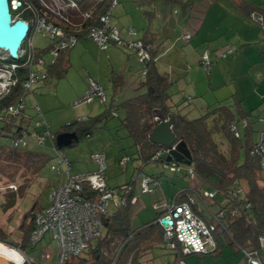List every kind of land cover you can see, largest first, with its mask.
Returning a JSON list of instances; mask_svg holds the SVG:
<instances>
[{
  "label": "trees",
  "instance_id": "obj_1",
  "mask_svg": "<svg viewBox=\"0 0 264 264\" xmlns=\"http://www.w3.org/2000/svg\"><path fill=\"white\" fill-rule=\"evenodd\" d=\"M8 1L10 3V0ZM137 1L144 7L143 12L151 22L154 17V12L145 7L150 6L154 0ZM168 1L180 4L182 7L186 4L185 0ZM63 2H66L67 5L73 2L78 7L79 13L81 14V18L78 21H71L69 19L66 21L64 17L59 19L55 18L54 13L40 4L39 0H20V5L17 9L10 7V13L13 18H22L30 24L34 23L38 16L45 15L48 21H53L62 28L65 36L73 34L79 39L84 36L88 37L87 33L89 28L99 24L101 14L110 8L113 0H97L94 4L90 0H63ZM116 2L117 5L118 0ZM240 7L247 16L251 12L256 11L261 13L264 18V13L258 7L247 5L245 2H241ZM84 13H88V16L83 18L82 14ZM127 29L125 30L126 35ZM31 31L32 27L30 33ZM150 33V28H147L139 37L132 35L130 39L141 40L150 51L149 44L151 39L148 36ZM127 37L123 38L126 39ZM53 45V43H50L49 46H51V49ZM22 48L24 51L16 59L11 58L8 54L3 57L0 56V67H7L12 64L16 65L12 71L13 78L16 81L14 85L10 86L6 94L0 96V112L9 105L17 102L25 93L33 92V86L30 91L24 90L23 88V81L29 72H35L39 76L35 83L39 80L47 79L50 75L55 74L58 77L61 76L68 67L67 50L72 47L60 49L49 64L44 62L43 65H38L37 63V57L40 56L39 53L41 50L34 48V56L31 55V49L26 46V41L23 43ZM122 48L128 49L129 47ZM132 50L134 51V49ZM231 52L232 50L229 53ZM227 54L226 52L221 57H226ZM151 57L152 60L143 62L144 68L142 71H145L144 74L142 73V75H145L143 85L146 88L144 92L127 98L120 103H112L104 111L95 116L77 117L75 120L67 123L61 131H75L77 133L79 139L70 145L73 146L81 138L89 136L104 119L114 115L117 106H121L124 111L121 124L133 141L135 148L134 154L141 162L138 170L142 171L143 166L150 163L163 164L167 154L157 156V152L167 148L161 144L152 142L150 134L160 121L173 117L172 132L176 136L177 141L183 140L186 142L191 152V163L186 168L189 167L192 169L194 177L198 182L197 186L216 190V195L213 198V204L217 205L216 210H210L209 206L212 205L207 204L208 211L202 212L198 209L196 202L191 204L192 210L196 215L206 223L214 224L215 230L213 231V238L215 248L210 252H218L222 246V239H224L226 245L234 246L238 251H242L243 253L251 252L253 255L260 257L264 264V258L262 257L259 244V236L264 231V181L261 176L263 168L261 167V157L255 150L258 140H254V131L249 126L250 123L248 121L244 125L242 122L252 115V110H242L240 101L235 100L233 103L234 109L230 105L219 104L202 115L188 118L182 112L178 103L177 105H171L168 102L170 81L168 79L169 82H167L165 73L158 71L155 64L156 57L152 53ZM211 65L212 63L210 64V68ZM112 77L115 80H122L123 73H114ZM115 82L120 86L119 81ZM42 117V114L35 113L33 115L24 111L20 116H15L11 119L10 124L7 125V130L10 125H16L19 129L25 128L26 131L32 132L35 122L39 121L41 122L40 125L35 127L37 132L40 133L48 129L51 134L49 124ZM79 118L82 119L80 120ZM260 121H263V118ZM23 122L26 125L28 124V126H23L21 124ZM232 125H235L238 129L239 136H235L231 129ZM32 145L36 146L34 143ZM52 145L56 146L58 152H64L65 150L64 147H58L53 138H51V147ZM0 151H5L12 157L20 158L23 162L27 161L26 170L34 172L35 175L31 180H35L39 176V170L42 164L50 159L44 152L26 146L13 149L9 146L0 145ZM123 157H128L125 165L120 164V160ZM131 159V155L123 154L119 159V164L125 167ZM53 163H50V167ZM58 175H63V173H59ZM148 175L158 180L157 175ZM185 175L187 177L189 176L187 172ZM29 179L25 178V182L20 184L18 189L16 187V189L8 188L6 190L0 204L3 211H7L15 205L17 196L20 197L25 188L31 184ZM63 179L64 175L61 182ZM129 183L133 186L126 196L128 201L124 205L112 208L113 210H110L109 213L101 217L103 232L100 237L94 239L96 240V244L92 245L89 243L88 248L76 256L67 257L62 264H123L125 254L136 244L148 241L154 236L166 241L162 226L158 220L142 224L136 229H131L130 208L132 204L129 200L134 196L136 182L129 181L127 184ZM58 184L52 185L51 188ZM108 187L110 186L108 185ZM195 191H198L196 187H187L186 189L180 190L174 197V205H180L181 202L188 201L190 197H194L196 200V197L199 196L197 193H194ZM80 194L87 199L94 200L97 192L84 184L82 185ZM46 206L39 205L35 201L31 208L22 215L18 224L17 228L20 230L21 235L12 239L6 232L0 229V241L18 247L26 253L27 249L32 248L40 242L44 236L38 242H30V237L36 228L35 215ZM219 211H223L222 217L216 216ZM113 237H120L121 242L112 258L108 259L103 253L102 248L109 238ZM173 254L174 259L171 264H174L177 258L182 257L179 250H173ZM244 258L246 261V256ZM134 263L139 264V260L134 261Z\"/></svg>",
  "mask_w": 264,
  "mask_h": 264
},
{
  "label": "rangeland",
  "instance_id": "obj_2",
  "mask_svg": "<svg viewBox=\"0 0 264 264\" xmlns=\"http://www.w3.org/2000/svg\"><path fill=\"white\" fill-rule=\"evenodd\" d=\"M96 1L97 0H90L93 4L96 3ZM163 1L164 0H156L155 2L154 0L153 4L145 7L154 12V6L156 5L158 11L161 12L163 16L172 15L170 21L163 20V23L160 22V29H158L157 25V13H154V17L150 22L143 12L144 7H142L137 0H118V4L112 8L109 16V23L111 26L117 27L123 37L126 28L133 27L137 34V31L143 33V31L150 28V26H155L154 29L157 30V35L160 36L162 40L171 37L178 48H183L186 52H190L189 55H186L187 57L183 56V63L185 66L190 64L189 62L192 56L196 55L192 50L193 44L198 47L200 51L203 48H208L210 50V55H213L212 52L214 50L210 45L215 47L216 44L214 45V42L218 39L215 41L212 39L216 37L218 30L215 31L216 29H213L209 31L205 29L208 27L207 22L210 20L209 18L206 19V8L215 9L214 6L211 5L213 1L191 0L195 2L196 5L192 7L188 5L185 8L177 3H166ZM44 2L48 5L49 9L57 12V14H55L57 19L64 17L71 21H78V19L81 18L78 8L74 10L71 5H67L63 0H44ZM165 3L167 6L166 9L164 8ZM195 21L196 25H194ZM219 21L221 23L223 22L222 20ZM250 23L253 24V22ZM217 26L215 28H217ZM224 31L225 29H222V32ZM185 32L192 35L191 40L187 41L181 39V34ZM211 32L214 34H211ZM196 33L200 34L203 43L198 40ZM33 35L34 47L41 50L39 55L46 61V64H49L54 58L50 50L51 46H49L50 43H53V40L44 36L42 32L35 31ZM202 38L210 40L205 41ZM227 47H229V45L222 48L216 46V48L219 49L215 50V53L219 55L222 52H227ZM73 48H81L83 53L76 51L70 55L68 67L61 76L58 77L55 74L50 75L47 79L39 80L35 83L33 85L35 89L34 98L30 93H26L23 96V102L25 106L28 107L30 114L35 112L33 105L36 103L39 105L42 111V119L48 122L50 131L52 132L51 137H46L44 144H36V146H33L34 150L42 151L50 157L48 161L42 164L39 170V176L35 180H31L35 175L34 172L26 170L27 161L23 162L20 158L12 157L7 152L0 151V204L3 198L2 196H4L9 185L14 184L18 189V186L25 182V178H30L29 182L31 181V184L25 188L23 194L20 197L17 196L16 203L12 208L3 211L0 205V229L6 232L12 239L21 235L17 227L22 215L31 208L35 201L39 205L46 206L49 202L51 186L56 184L59 180L60 176L50 168V163L55 162V152L51 149V138L55 139L56 135L62 132L61 130L64 129V126L77 117L95 116L109 107L111 100L115 103H120L122 100L146 90V88H139L136 92L123 95V97L115 92L113 95L115 87L112 88L109 83V73H122L124 68H130V71L136 76L133 77L131 83L133 80L137 83L144 78L141 72L142 68H144V63L138 62L136 56L134 54H129L126 48L110 44L108 49L101 51L95 42L86 36L80 37L75 46L68 49L67 52ZM109 49H112V53L115 52L114 49H116L120 54L113 55L111 53L112 55H110ZM172 53L174 54V52ZM237 53L240 58L228 71L223 65L227 64L232 56ZM178 55L177 57H179ZM0 56H6V52L0 50ZM122 57L123 60L121 61L120 59ZM172 60L173 59L169 61L170 64H172ZM215 60H218L219 64L214 70V74L219 71L222 77L227 76L229 73L231 76L235 74L236 80L239 78L244 79V81L240 83L242 92L245 87L248 89V87L251 88L253 86L254 79L264 80V77L259 76V73H264V40L262 39H259L252 46H237L233 53L227 54L226 58H219L217 56ZM162 62L164 61L160 60L158 63ZM251 62L257 63L253 69L250 64ZM215 65H217V62L212 63V68H214ZM257 65L262 67L259 68ZM127 73L128 70L126 71V74ZM210 74L213 75V70ZM88 76L94 78L98 77V79H100L103 84L102 86L106 90V101L102 103L101 101H94L92 103L78 102L87 90ZM126 79L129 80L127 77ZM188 85L185 79L177 80L168 89V93L170 94V102H177L182 112L188 118H192L199 116L197 111L200 107L197 99L196 101L193 100L191 103H187L184 99L189 93ZM82 89L84 91H81ZM249 94L252 98L257 96V94ZM261 104L262 105L256 108V110L254 109L255 114H257V112L259 113V111H264V102ZM116 113L117 115L108 116L104 119L89 136L81 138L77 144L64 147V152L72 162L70 169L71 174L85 171L87 168H94L95 165L90 159V153L93 151L104 152L107 164L105 170L108 178L107 184H115L118 186L115 189H121L126 182L128 183L131 181L130 177H132V172L134 173L133 176L138 175L136 174V167L139 166L141 162L134 154L135 148L132 139L128 136L125 128L121 124V120L124 117V111L121 106L116 107ZM33 115H35V113ZM15 121H17V119H15ZM253 136L254 138L257 137V131H254ZM0 145L9 146V139L0 138ZM123 154L132 156V159L127 163L126 167L119 164V159ZM142 170L146 173L149 172L159 175V185L153 188V190L159 194L158 200L155 202L156 204L158 202L159 207L167 202L169 203L175 193L179 189H183L181 187H186L188 182H192L191 186L198 184L195 178L191 179L192 181L188 180V177L185 175L186 165L184 164L181 165V170L177 172L163 169L160 163L148 164L143 166ZM261 174L264 178V170H262ZM136 177L134 194L137 197V201L132 204L130 208L131 229H136L145 222L152 220L157 211L156 208L153 207V194L141 193L138 185L141 176ZM205 202L206 204L212 205L209 206L210 210L217 209V205L213 204V199H205ZM199 203L198 207L206 208L201 201ZM111 210L113 209L111 208ZM120 242V237L109 238L102 248L106 258H112ZM90 243L94 245L96 244V240L93 239ZM59 251L60 248L56 242L51 239V232L47 231L44 233L40 242L26 250V254L32 256L35 261L41 264H56ZM172 252L167 241L154 236L152 239L136 244L134 247L130 248L123 258V264H135L134 261L137 260H139V264H171L173 261ZM43 253H49V259L42 258L41 255ZM185 261L187 264H247L243 252L238 251L234 246L226 245L224 239H222V246L218 252H210L207 254L193 253L187 256Z\"/></svg>",
  "mask_w": 264,
  "mask_h": 264
},
{
  "label": "built area",
  "instance_id": "obj_3",
  "mask_svg": "<svg viewBox=\"0 0 264 264\" xmlns=\"http://www.w3.org/2000/svg\"><path fill=\"white\" fill-rule=\"evenodd\" d=\"M13 5L16 1L12 0ZM40 4L48 8L44 0H39ZM20 3V2H19ZM116 0H113L109 9L101 14L99 24L90 27L88 30V37L91 38L99 49L105 50L110 44L116 46L134 49L138 61L152 60L149 49L141 40H131L130 36L135 35L136 32L132 27L127 29L128 38L124 39L117 27L111 26L109 23V16L111 9L116 5ZM69 5L72 8L78 7L71 2ZM16 6V5H15ZM54 14V10L49 9ZM46 14V12H45ZM83 18L88 16V13L82 14ZM250 19L256 22L263 30L264 38V18L259 12H251ZM56 18V16H55ZM68 21L67 18H64ZM32 30L42 32L44 36L53 40V47L51 52L55 57L60 49H68L73 47L78 37L76 35L65 36L64 31L53 21H48L45 15L38 16L34 23L31 24ZM189 34L184 35L185 39L189 38ZM31 49V55L34 56V51ZM229 48L227 52H230ZM23 51L20 50L19 54ZM34 52V53H33ZM226 53H222L224 56ZM38 65L44 64V59L37 57ZM200 62L205 70L210 68L212 63L211 57L207 52H203L200 57ZM15 64L10 66L0 67V96L6 94L11 85H14L16 79L13 78V69ZM144 74L145 71L143 70ZM43 76V75H42ZM38 75L35 72H29L26 79L23 81L24 90L30 91L33 84L38 80ZM88 86L84 95L78 102H91L98 99L104 102L106 93L104 87L95 79L88 78ZM25 110L23 103V96L14 104L9 105L6 109L0 112V138L9 139V147L16 149L21 147H29L34 144H44L46 137H50L48 129L43 132H37L35 127L39 126L41 122L36 121L32 132H28L25 128H17L16 125H10L7 130V125L10 124L11 119L15 116H20ZM37 113L40 114L38 107ZM41 115V114H40ZM80 120L82 118H79ZM264 121V119H263ZM243 125L246 120H243ZM47 128V127H46ZM235 136H239V131L235 125L231 126ZM52 150L55 152V162L51 165V170L57 174L63 173L64 179L57 186L50 190L49 204L42 210L36 213L34 229L30 242H38L45 232H51V239H53L60 251L58 252V261L56 264H62L67 257L76 256L86 248H88L91 240L101 236L103 232L102 216L110 212L111 208H117L124 205L128 199L127 194L132 188V184H126L118 191V189L110 188L107 185V178L105 175L106 158L103 152H94L91 154L92 161L96 164V169L90 172L71 174L70 163L64 152H58L55 145H52ZM256 152L261 157V167L264 168V129L260 131L258 142L256 143ZM168 153V149L157 152V156ZM128 157H123L120 160L121 165H125ZM163 167L173 172L181 170V166L176 162L163 161ZM187 173L190 178H194L191 168H188ZM137 178L133 177L131 182H136ZM86 184L90 189L97 192L94 200L87 199L80 194L82 185ZM141 193H148L152 186L157 185V181L148 174L140 177L138 182ZM9 188L16 189L15 185H9ZM240 190V189H239ZM216 195L215 189L202 190L199 194L203 198H212ZM130 203L136 202V197L130 198ZM194 202L192 197L185 200L178 205L172 206L158 218L164 232L169 247L173 250H179L182 257L177 258L174 264H187L184 256L190 253H207L215 248V241L213 238L214 224L206 223L202 218L196 215L191 204ZM223 211L217 213V217H222ZM169 216L170 223L163 225L161 219ZM259 244L262 257L264 258V231L259 236ZM247 264H263L262 259L253 255L251 252H244ZM0 256L6 258L10 264H41L34 260L32 256L27 255L23 250L13 245L0 241ZM42 258L50 257L49 253L41 255Z\"/></svg>",
  "mask_w": 264,
  "mask_h": 264
},
{
  "label": "crops",
  "instance_id": "obj_4",
  "mask_svg": "<svg viewBox=\"0 0 264 264\" xmlns=\"http://www.w3.org/2000/svg\"><path fill=\"white\" fill-rule=\"evenodd\" d=\"M185 1H186V4L183 8H185L188 5H190V7L196 5L195 2H192L191 0H185ZM211 1H213V3L211 5L214 6L215 9H210L209 7L206 8V19L209 18L210 20L207 22L208 27H206L205 29H207L209 31H212L213 29H216L215 31L218 30L216 37L212 39L213 41L218 39L217 41L214 42V45L216 44L215 47L210 45V47H213V50H214L212 52L213 55H210V53H209L210 50L208 48H206V49L203 48L200 51V50H198L199 48L193 44L192 50L194 51V53H196V55L192 56V59L189 62L190 64H187V66H185L183 63V59H184L183 56L189 55L190 52H186L185 50H183V48H178V46L172 41L171 37L166 39V40H162V38L157 35V32H156L157 30L154 29L155 26H150L151 33L148 35L151 39V42L149 44V47L151 49L150 51H151L152 55L156 57L155 64L158 68V71L160 73H165L167 82L170 81L169 82L170 87L177 80L185 79L188 82V84H189L188 85L189 86L188 92L189 93L186 97H184V99L186 100L187 103H191V102H193V100L196 101V99H197V101L199 103V107H200V109H198V111H197L198 115H202L203 113L210 110L212 107L217 106L219 104H227V105H230L231 108L234 109L233 103L235 100L240 101L239 103H240V107L242 110H244V111L253 110L252 115L246 121H248L250 123L249 126L253 129V131H257V137L254 138V140L257 141L258 137H259V131L264 128V121H260L261 118L264 119V111L263 112L259 111V113L257 112V114H255L254 109L256 110V108L260 107L262 105L261 103L264 102V80L254 79L253 86L251 88L248 87V89H246V87H245L243 89V92H242L241 87H240V83L243 82L244 79L239 78L240 80L239 79L236 80L235 74H233L234 76H231V74H229V73L227 74V76L222 77V76H220L219 71L216 74H214V70L216 69V67L219 64V61L215 60L217 58V56L219 58H226L227 57V55H226V57H221L222 56L221 54L224 52L220 53L219 55L216 54L215 50L219 49V48H216V46H220L222 48V47L229 45V47H227V49L232 48L231 53H233L237 46L238 47L252 46L259 39L264 40V38L262 36L263 30L259 27V25L256 22L252 21L250 19L249 15L247 16L240 7L241 2L242 3L245 2L247 5H250L253 7H258L260 9V11H262L264 13V0H211ZM155 2H156V0H155ZM163 2L171 3L168 0H164ZM166 3L164 6L165 9L167 7ZM154 7H155L154 13H157V18H158L157 19L158 29H160V27H159L160 22L163 23V20L164 21L165 20L170 21V19L172 18V15L169 14L167 16H165V15L163 16L161 14V12L158 11V7L156 5ZM191 12H192V10H191ZM219 20H222L223 22L221 23ZM224 21H226V22H224ZM250 22H253V24H255V25L257 24L256 25L257 27L255 25L251 24ZM194 25H196V21H195ZM216 26H217V28H215ZM222 29H225V31L222 32ZM215 31H214V33H215ZM34 32H35L34 30L31 31V33L28 36L27 41H26V46H28L29 48H32V50L34 48H36V47H34L35 45H34V40H33ZM212 33L213 32H211V34ZM186 34L190 35V37L188 39L184 38V35H186ZM196 34H197L198 40L201 41V43H203L201 40L200 34L199 33H196ZM140 35H141V33H139L137 31V34L135 35V37H139ZM124 37H127V35L125 34ZM181 39H184L187 41L191 40L192 35L188 32H185V33L181 34ZM202 39H204V38H202ZM204 40L208 41L210 39H204ZM191 43H193V42H191ZM127 50L129 51V54H134L136 56V60L138 61V58H137L135 51H133L132 49H129V48ZM76 51L79 53H83L81 48H78V49L73 48L72 50L68 51V54H67L68 59H70V55ZM114 51L115 52L112 53V49H109L110 55L120 54L116 49H114ZM172 52H174V54ZM203 52H207L209 54V56L212 59V63L217 62V65H215L214 68H212V65H211V68L209 71L205 70L203 68L201 62H200V57H201V54ZM227 53H229V52H227ZM177 55L179 57H177ZM239 58H240V56L237 53V54L233 55L232 58L228 61V63L224 64L223 66L225 68H227V70L229 71V69L239 60ZM171 59H173L172 64H170V62H169ZM120 60L122 61L123 57ZM160 60H162L164 62L158 63ZM250 64H251V67L253 69V67L257 63L251 62ZM257 67L261 68L262 66L257 65ZM263 67H264V65H263ZM127 70H128V73L126 74ZM212 70H213V75L210 74ZM122 71H123L122 72L123 73V79L122 80H119V79L115 80L112 77V75H113L112 73L108 74L109 78L108 77L107 78L109 80L111 87L112 88L115 87L114 91H113V95L115 92L119 96L123 97V95H128L131 92H136L139 88H142V89L145 88V86L143 85V82L145 80V75H142L144 78L142 80H139L137 83L134 80H133L134 83L133 82L131 83V80L133 79V77H136V76L133 75V72L130 71V68H124V70H122ZM137 73H138V71H137ZM131 75H133V76H131ZM259 76L264 77V73L263 74L259 73ZM89 77L95 79L101 85H103L101 83L100 79H98L99 74H98L97 78H94L92 76H88V78ZM126 77L129 78V80H127ZM88 78H87V80H88ZM168 79H169V81H168ZM115 81H119L120 86H118ZM87 85H88V81H87ZM81 91H84V90L82 89ZM142 92H140V93H142ZM28 93H30V95L34 98L35 89L33 90V92H28ZM105 93H106V90H105ZM249 93H252V95L257 94V96L252 98ZM106 99H107V96H106ZM106 99H105V101H106ZM94 101L100 102L98 99H94L93 101L88 102V103H92ZM168 102L171 105H177V102L176 103L170 102V94H169ZM112 103L116 104L113 100H111L110 104H112ZM24 106H25V104H24ZM33 106H34V111H35V112H33V114L37 113L36 107H38L40 114H42V111H41V109L37 103ZM192 109H193V107H192ZM28 110H29L28 107L25 106L24 111H26V113L30 114ZM114 113H115L114 116L117 115L116 110L114 111ZM80 117H83V116H80ZM84 117H88V116H84ZM16 122H18V121H16ZM21 124L23 126H28V124L26 125V123H24V122ZM33 146L34 145H30L29 148H32ZM93 152H99V151H93ZM91 153H90V159H91ZM68 160H69V158H68ZM91 161H92V159H91ZM69 162H70V169H71L72 162L70 160H69ZM92 163L95 165L94 168H92V167L87 168V169H85V171H79V172H76L74 174L90 172V171L95 170L97 166L93 161H92ZM150 164H152V163H150ZM160 165L162 166V164H160ZM138 167L139 166L136 167V174H138V175L133 176L134 173L132 172V175H131L132 177H130V180L133 177L142 176L143 174H154V173H149V172H147V173L143 172V170L139 171ZM162 168H163V166H162ZM262 170H264V168ZM154 175H157V174H154ZM59 176H60L59 180L56 184L60 183L62 178H63V175H59ZM157 176L159 178V175H157ZM261 176H262V174H261ZM107 180H108V178H107ZM188 180L191 181L189 178H188ZM263 181H264V178H263ZM56 184H54V185H56ZM126 184H127V182H126ZM135 185H136V183H135ZM158 185L159 184L154 185L153 188L158 186ZM191 185H192V182H188V185L186 187H181V188L186 189L187 187H196V190H198V191L197 192L195 191L194 192L195 194L198 193L200 190L206 189L205 187H201V186H197V185L191 186ZM109 186L112 188L118 187L115 184L109 185ZM119 190H120V188L118 189V191ZM179 191H180V189L175 193V195ZM149 193L153 194V197H154L152 199V201L154 202L153 207L156 208V210H157L155 212L152 220L148 221V222H153L154 220H157L159 216L166 213L169 208L174 206L173 200H174L175 195L173 196L172 200L169 203L167 202L163 206L159 207L158 202H157V204L155 203L158 200L157 198L159 197V194H157L153 189ZM134 196H135V194H134ZM196 198L198 200L197 199L195 200L194 198L193 199H194V202L197 203V207L199 204H201V203H199L200 201L206 207L205 209L198 207V209L202 212H207L208 207H207V204L205 203V201L200 197H196ZM148 222H145V223H148ZM130 225H131V219H130ZM207 253H210V251ZM207 253H201V254H207ZM191 254H193V253L185 255L184 259H186V257L191 255ZM195 254H198V253H195ZM173 259H174V254H173Z\"/></svg>",
  "mask_w": 264,
  "mask_h": 264
},
{
  "label": "water",
  "instance_id": "obj_5",
  "mask_svg": "<svg viewBox=\"0 0 264 264\" xmlns=\"http://www.w3.org/2000/svg\"><path fill=\"white\" fill-rule=\"evenodd\" d=\"M20 5L19 2H15ZM15 5L12 6L14 8ZM8 0H0V49L16 59L22 48V43L27 39L30 23L22 18H13L9 11ZM151 90V89H150ZM173 117L160 121L150 134L152 142L161 144L168 149L166 162L176 161L185 165L191 163V152L183 140L177 141L172 132ZM79 137L75 131H63L56 135L55 143L58 147H67ZM163 225L170 223L169 216L161 219ZM0 264H9L6 258L0 256Z\"/></svg>",
  "mask_w": 264,
  "mask_h": 264
},
{
  "label": "clouds",
  "instance_id": "obj_6",
  "mask_svg": "<svg viewBox=\"0 0 264 264\" xmlns=\"http://www.w3.org/2000/svg\"><path fill=\"white\" fill-rule=\"evenodd\" d=\"M16 2H18V1H16ZM20 2V1H19ZM8 3H9V1H8ZM9 9H10V7H12L13 6V1L12 0H10V3H9ZM15 5H16V3H15ZM19 5H16L14 8H12V9H17V7H18ZM10 11V10H9ZM55 15V14H54ZM14 18H17V17H14ZM30 29H31V24H30ZM30 35V30H29V33H28V36ZM28 36H27V38H28ZM25 41H27V39L25 40ZM24 41V42H25ZM23 42V43H24ZM23 43H22V47H23ZM23 48H21L20 50H22ZM0 50H2V49H0ZM20 52V51H19ZM6 55H7V52H6ZM18 56H19V54H18ZM115 114V113H114ZM164 161H165V159H164ZM170 162H176V161H170ZM176 163H178V162H176ZM180 166L181 165H183L182 163H178ZM185 165V164H184ZM163 166V165H162ZM186 166H188V165H186ZM164 168V167H163ZM189 168V167H188ZM188 168H186V170L188 169ZM165 169V168H164ZM170 171V170H169ZM187 172V171H186ZM189 177V179L191 180V178H190V176H188ZM195 178V177H194ZM194 178H192V179H194ZM156 181H157V184H158V180L157 179H155ZM192 181V180H191ZM14 185V184H13ZM152 189H153V186H152ZM151 189V190H152ZM203 190H210V189H203ZM201 191L202 190H200L198 193H197V195L199 196V194L201 193ZM141 192V191H140ZM149 193V192H148ZM200 197V196H199ZM194 198V197H193ZM200 198H202L204 201H205V199H213L214 197H212V198H203V197H200ZM195 199V198H194ZM136 201H137V197H136ZM194 203V202H193ZM192 203V204H193ZM132 204H134V203H132ZM175 206V209H177L178 208V205H174ZM192 208V207H191ZM162 216V215H161ZM160 217V216H159ZM158 217V218H159ZM158 220V219H157ZM201 254V253H200ZM9 262V261H8ZM175 263V262H174ZM10 264V263H9Z\"/></svg>",
  "mask_w": 264,
  "mask_h": 264
}]
</instances>
